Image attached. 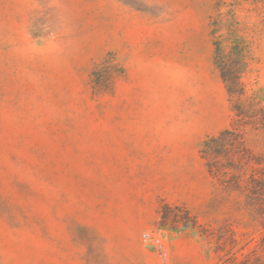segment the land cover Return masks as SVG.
<instances>
[{
  "label": "rangeland",
  "instance_id": "1",
  "mask_svg": "<svg viewBox=\"0 0 264 264\" xmlns=\"http://www.w3.org/2000/svg\"><path fill=\"white\" fill-rule=\"evenodd\" d=\"M218 1L0 0V264H230L193 217L256 245L257 210L200 156L235 118L215 66ZM236 13L243 81L264 103V4ZM108 58L114 89L94 95ZM246 138L264 154L262 131ZM162 202L190 216L163 226Z\"/></svg>",
  "mask_w": 264,
  "mask_h": 264
},
{
  "label": "trees",
  "instance_id": "2",
  "mask_svg": "<svg viewBox=\"0 0 264 264\" xmlns=\"http://www.w3.org/2000/svg\"><path fill=\"white\" fill-rule=\"evenodd\" d=\"M244 1L264 4V0H219L217 7L227 10L211 23L215 66L227 90L235 118L230 128L204 142L200 156L210 176L220 186L245 194L248 204L255 207L260 217L261 235L250 251L243 252L253 238L240 241L230 225L210 230L193 217L192 228L209 241L216 254L225 253L222 259L226 263L264 264V154L256 155L246 138L250 128L264 134V103L257 93L248 94L243 81L249 69L250 52L248 43L240 35L236 10ZM116 67L115 59L108 58L94 68V95L113 91ZM160 216L161 225L170 224V228L176 229L177 224L186 220L190 213L182 206L162 202ZM226 229L230 232L227 237ZM239 252H243L241 258L237 255Z\"/></svg>",
  "mask_w": 264,
  "mask_h": 264
}]
</instances>
